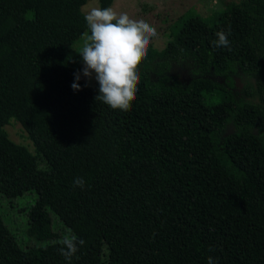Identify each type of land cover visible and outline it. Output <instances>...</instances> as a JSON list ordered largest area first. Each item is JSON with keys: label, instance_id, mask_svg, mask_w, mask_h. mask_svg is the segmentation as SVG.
I'll use <instances>...</instances> for the list:
<instances>
[{"label": "trees", "instance_id": "1", "mask_svg": "<svg viewBox=\"0 0 264 264\" xmlns=\"http://www.w3.org/2000/svg\"><path fill=\"white\" fill-rule=\"evenodd\" d=\"M85 3L0 0V193L34 190L28 233L54 240L23 249L0 216V264H264V0L179 15L138 61L125 109L95 100L96 82L73 91L57 66L78 54ZM231 7L247 32L220 19ZM218 29L230 47L212 45ZM171 63L191 67L187 84L165 73ZM10 119L35 155L9 138ZM47 209L83 237L68 261Z\"/></svg>", "mask_w": 264, "mask_h": 264}, {"label": "clouds", "instance_id": "2", "mask_svg": "<svg viewBox=\"0 0 264 264\" xmlns=\"http://www.w3.org/2000/svg\"><path fill=\"white\" fill-rule=\"evenodd\" d=\"M83 19L87 26L82 46L78 54L82 67L74 71L70 88L79 91L78 81L84 77V87L90 79L97 85L95 100H99L119 109L129 106V101L137 92L140 58L146 56L149 41L157 35V29L141 15H131L126 11L117 12L112 7H85ZM230 29H218L214 47H230L228 34ZM75 187L84 188L83 176H76L72 181ZM83 237L71 228H65L57 240L58 252L68 261ZM206 264H218V258L208 255Z\"/></svg>", "mask_w": 264, "mask_h": 264}, {"label": "rangeland", "instance_id": "3", "mask_svg": "<svg viewBox=\"0 0 264 264\" xmlns=\"http://www.w3.org/2000/svg\"><path fill=\"white\" fill-rule=\"evenodd\" d=\"M230 0H114L112 7L117 12L126 11L131 15H141L148 22L154 25L157 29V35L152 37L149 45L153 48L162 49L167 40L169 39L168 26L182 13L187 10H193L202 17L212 16L218 11H225ZM98 6V0H86L82 6L83 12L85 7ZM233 19L231 26L232 30L247 32L249 30L248 21L246 17L234 7H231L228 12L223 13L220 19L228 21ZM84 36H81L73 46L74 50L80 49ZM146 56L142 58H146ZM71 66L69 68L68 66ZM57 66L64 77L70 81L73 80V69L79 71L82 67L79 54L74 51H69L59 58ZM191 67L188 64L171 63L169 69L165 72L172 79L180 81L182 84H187L192 78ZM240 78H236V85L242 87V81L246 80L244 75L239 74ZM151 80L157 79L156 75H151ZM94 80L90 79L88 85H93ZM78 83H84V77L81 76ZM3 129L7 132L9 138L19 145L24 146L31 154L35 155V149L32 142L27 137L20 124L10 119ZM232 128L229 127L226 132H231ZM39 164V168H42ZM37 193L34 190L26 191L22 195L7 198L0 193V216L3 223L7 226L13 237L15 238L19 247L26 249L32 247H42L54 240H38L28 233V212L35 203ZM51 219V230L59 237L67 228L57 215L50 209H47Z\"/></svg>", "mask_w": 264, "mask_h": 264}]
</instances>
